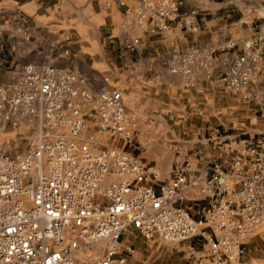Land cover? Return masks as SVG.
I'll return each mask as SVG.
<instances>
[{
    "label": "built area",
    "instance_id": "2783aa9c",
    "mask_svg": "<svg viewBox=\"0 0 264 264\" xmlns=\"http://www.w3.org/2000/svg\"><path fill=\"white\" fill-rule=\"evenodd\" d=\"M95 1L105 10L120 8L124 16L133 12L138 25L150 24L158 32L169 31L167 21L177 17L187 26L197 21L196 10L186 16L178 13L182 1L177 0ZM2 33L0 26V42ZM140 39L130 38L125 49L135 51ZM236 44L228 39L217 47L177 50L169 67L184 75L201 66L212 72L209 61L215 50ZM230 59L215 80L236 89L250 82L263 55L249 49ZM12 74L14 81L0 82V128L9 114L22 111L35 118L41 109L55 125L78 117L68 130L85 132L90 143L67 139L65 133L29 139L26 157L11 156L0 145V264H123L131 251L130 244L120 241L124 234L168 242L205 236L208 255L227 264L244 255L250 238L264 237V142L260 147L244 142L228 157L227 167L214 159L194 170L186 161L163 180L156 165L123 147L95 141L98 136L124 144L133 140L136 122L119 88L91 90L83 76L34 61L22 62ZM251 95L264 101V87ZM86 114L93 121L92 131ZM37 151L52 164L40 178L30 175ZM108 174L128 178L102 187L100 180ZM192 188L207 201L203 218H195L182 205L191 199L187 189Z\"/></svg>",
    "mask_w": 264,
    "mask_h": 264
},
{
    "label": "rangeland",
    "instance_id": "374dc122",
    "mask_svg": "<svg viewBox=\"0 0 264 264\" xmlns=\"http://www.w3.org/2000/svg\"><path fill=\"white\" fill-rule=\"evenodd\" d=\"M177 1H182L178 6L181 16L196 10L197 19L205 18L211 28L195 39L192 32L183 33L187 25L180 17L174 19L175 24L168 20L170 30L162 39L176 46L169 45L167 49L159 44L161 34L150 24L146 28L138 25L133 12L124 16L120 8L105 10L95 0H4L0 64L6 69L0 67V82L14 81V69L22 62L34 61L83 76L87 80L84 86L91 90L119 88L125 109L136 122L133 140L124 144L122 140L98 136L95 141L123 147L142 161L156 165L163 180L183 160H189L191 168L199 169L214 159L227 167L228 157L244 142L254 147L264 142V128L256 126L264 101L251 95L256 88L264 87V0ZM175 31L180 37L176 41ZM133 37L141 38L139 48L125 50V42ZM202 37L205 42L200 43L198 38ZM228 39L237 44L215 50L209 61L212 72L201 66L184 75L169 67L177 50L217 47ZM249 49H258L263 55L252 69L250 82L236 89L216 82L223 64ZM38 110L39 117L20 111L5 119L0 128V145L7 154L26 157L31 148L29 139L57 138L62 133L67 139L90 143L85 132L76 135L68 130L78 117L55 125ZM84 118L92 131L91 117L86 114ZM39 130L40 138L36 136ZM37 159L36 156L32 162ZM115 176L103 184L115 181ZM122 180L123 177L119 181ZM187 196L191 199L182 205L195 218H203L207 201L200 191L187 189ZM121 240L131 245L123 264H223L208 255L207 237L201 235L168 242L124 234ZM103 245L99 243L98 249ZM227 264H264V237L250 238L244 255Z\"/></svg>",
    "mask_w": 264,
    "mask_h": 264
},
{
    "label": "crops",
    "instance_id": "0c3cea01",
    "mask_svg": "<svg viewBox=\"0 0 264 264\" xmlns=\"http://www.w3.org/2000/svg\"><path fill=\"white\" fill-rule=\"evenodd\" d=\"M112 9V8H111ZM110 10V9H109ZM175 20H170V22L172 23V24H175V22H174ZM208 22L205 20V18H203V17H198V19H197V21L195 22V24H192L191 26H187V28H185L186 30H184L183 31V33H185V32H192L193 33V37L196 39V37L201 33V32H204V33H207L208 31V27H210L211 28V26L209 25V24H207ZM208 25V26H207ZM176 27V26H175ZM182 28V27H181ZM172 30H173V28H172ZM145 31V30H144ZM143 31V32H144ZM158 34H161V36H159V44L161 45V47H167V49H169V45L170 46H176V43H174V44H169V43H166L165 41H163V39H164V35H165V31L164 32H157ZM174 34H173V38H174V40L176 41V38L178 37V38H180L179 37V35H176L177 33H176V31L175 32H173ZM207 37V36H206ZM163 38V39H162ZM205 37H202V38H198V41H200V43L202 42H205V39H204ZM161 39V40H160ZM207 39V38H206ZM139 48V47H138ZM126 50V49H125ZM260 111H261V113H260V119H258L257 121H258V123H257V127H263L264 128V107L263 108H261L260 109ZM185 161H188L189 162V164L191 165V162L189 161V160H183L181 163H184ZM181 163H179V164H181ZM179 164H176L175 166H178ZM192 167V166H191ZM202 167H204V165L202 166ZM201 167V168H202ZM201 168H199V169H201ZM194 170H197L198 168H196V167H194L193 168Z\"/></svg>",
    "mask_w": 264,
    "mask_h": 264
},
{
    "label": "bare ground",
    "instance_id": "6f19581e",
    "mask_svg": "<svg viewBox=\"0 0 264 264\" xmlns=\"http://www.w3.org/2000/svg\"><path fill=\"white\" fill-rule=\"evenodd\" d=\"M93 75H96V72H91ZM97 76V75H96ZM18 116V115H17ZM26 116H28V115H26ZM16 119L18 120V118L16 117ZM17 123H19V120H18V122ZM73 124V123H72ZM36 136H39V138H40V136H41V132H40V130H39V132L37 133V135ZM32 156V155H31ZM37 157H38V162H37V160L36 161H34V162H32L31 161V163H30V174H35V175H33V176H35L36 178H40V177H42V176H45V175H47L49 172H50V170L52 169V164H47L46 163V159H44V154H42V153H37ZM31 171H32V173H31ZM161 173V172H160ZM116 176L115 177H113L114 179H115V181H113V182H111L110 183V185L109 186H111V185H114V184H116V180L117 181H119L122 177H123V180L122 181H124V180H126L127 178H128V176L126 175V176H121V175H117V174H115ZM110 176H112V174H108V175H106L104 178H102L101 180H100V184H101V186L103 187L104 186V181L107 179V178H109ZM87 254H89L90 255V253L89 252H86ZM86 254V255H87Z\"/></svg>",
    "mask_w": 264,
    "mask_h": 264
}]
</instances>
